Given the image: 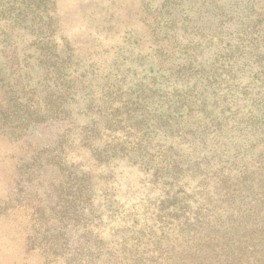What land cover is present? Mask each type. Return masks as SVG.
<instances>
[{
  "label": "trees",
  "instance_id": "obj_1",
  "mask_svg": "<svg viewBox=\"0 0 264 264\" xmlns=\"http://www.w3.org/2000/svg\"><path fill=\"white\" fill-rule=\"evenodd\" d=\"M152 15L145 54L130 42L99 62L76 56L70 44L59 52L58 0H0V45L9 47L15 29L36 35L37 61L52 74L39 90L44 113L11 136L28 143L32 133L35 156L86 148L96 161L137 170L147 195L117 199L116 216L142 208L160 228L182 230L173 239L156 228L151 246L143 234L135 253H121L128 264H239L243 242L234 235L216 242V232L199 228L236 225L220 213L251 212L254 203L237 205V197H257L264 182V0H163ZM255 148L249 168L229 170ZM187 179L196 180L190 190Z\"/></svg>",
  "mask_w": 264,
  "mask_h": 264
},
{
  "label": "rangeland",
  "instance_id": "obj_2",
  "mask_svg": "<svg viewBox=\"0 0 264 264\" xmlns=\"http://www.w3.org/2000/svg\"><path fill=\"white\" fill-rule=\"evenodd\" d=\"M162 2L58 0L62 23L53 40L62 55V46L70 44L76 56L99 62L109 61L114 51L123 52L121 47L130 42L140 44L135 45L137 54H145L151 43L146 23ZM14 31L9 47L0 45V127L7 128L6 133L0 131V264H116V259H120L119 264H128L121 253H135L143 234L153 245L158 238L153 232L160 228V222L142 208L131 215L124 212L120 217L124 220L120 219L115 212L116 200H126L136 190L142 192L140 197H146L147 190L141 188L137 170L127 162L96 161L86 148L68 147L63 152L45 148L35 156L38 143L32 133L28 143L11 136L14 130L24 132L22 127L33 113H44V106L38 104L43 103L46 92L40 94L39 90L46 89L43 80L50 81L52 76L37 61L39 52L33 46L36 35ZM260 151L249 150L238 168L229 170L241 174L242 165L249 168V160L259 157ZM183 153L184 158H191L188 150ZM195 183L187 179L183 186L190 190ZM215 185L213 182L210 187ZM259 188L257 197L249 191L237 197V205L254 203L251 212L220 213L222 220L236 219V225L228 221V228H199L202 235L209 230L216 232V242L230 235L243 242L248 249L241 254L239 264H264V182ZM157 195L158 191L151 201ZM125 225L131 228L126 230ZM181 230L163 228L162 224L157 233L174 232V239Z\"/></svg>",
  "mask_w": 264,
  "mask_h": 264
}]
</instances>
